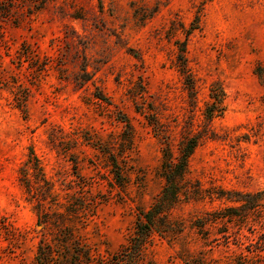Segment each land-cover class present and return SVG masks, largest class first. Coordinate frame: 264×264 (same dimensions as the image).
Wrapping results in <instances>:
<instances>
[{
    "label": "rangeland",
    "instance_id": "1",
    "mask_svg": "<svg viewBox=\"0 0 264 264\" xmlns=\"http://www.w3.org/2000/svg\"><path fill=\"white\" fill-rule=\"evenodd\" d=\"M187 134L194 198L148 260L264 264L258 226L194 225L264 191V0H0V264H111Z\"/></svg>",
    "mask_w": 264,
    "mask_h": 264
},
{
    "label": "trees",
    "instance_id": "2",
    "mask_svg": "<svg viewBox=\"0 0 264 264\" xmlns=\"http://www.w3.org/2000/svg\"><path fill=\"white\" fill-rule=\"evenodd\" d=\"M42 3L45 1H41ZM182 51L184 49H181ZM179 65L182 71L185 70L184 55H180ZM187 87L191 97L196 94L195 84L191 78H188ZM219 101H214L208 107V118L221 110ZM200 134L185 135L181 140L178 153L175 154L171 146L164 148L163 161L161 164V174L165 178V185L161 189L153 204L145 211V218L139 217L135 223V229L127 243L124 244L119 252L114 255V261L111 264H151L147 257V248L151 240L154 229L160 232L172 229V220L170 218L172 209L182 200L194 198L192 196L191 185L187 179L189 170V159L200 142ZM119 176V175H118ZM240 205L237 207L226 208L227 213L220 212L215 218L209 217L211 213L198 218L194 225L198 231L204 230L206 224L213 222L216 218H227L231 220L234 216L238 218L241 227L248 224L258 226L259 230L255 237L251 239L249 246L252 250H264V191L235 193ZM223 236L228 238V231ZM236 239L240 238V232H235ZM229 240H227V243ZM40 248V256L42 254Z\"/></svg>",
    "mask_w": 264,
    "mask_h": 264
}]
</instances>
